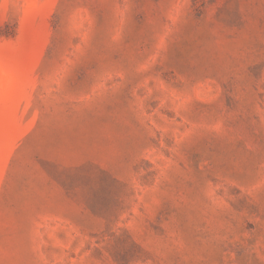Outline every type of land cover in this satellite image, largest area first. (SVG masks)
<instances>
[{"label": "rangeland", "instance_id": "obj_1", "mask_svg": "<svg viewBox=\"0 0 264 264\" xmlns=\"http://www.w3.org/2000/svg\"><path fill=\"white\" fill-rule=\"evenodd\" d=\"M0 264H264V0H0Z\"/></svg>", "mask_w": 264, "mask_h": 264}]
</instances>
